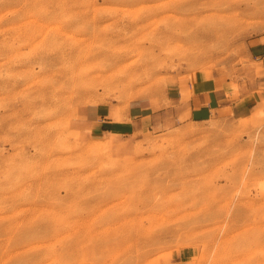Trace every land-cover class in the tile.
<instances>
[{
    "label": "rangeland",
    "instance_id": "obj_1",
    "mask_svg": "<svg viewBox=\"0 0 264 264\" xmlns=\"http://www.w3.org/2000/svg\"><path fill=\"white\" fill-rule=\"evenodd\" d=\"M263 32L264 0H0V264H264V110L160 114L128 157L73 128L177 78L261 89Z\"/></svg>",
    "mask_w": 264,
    "mask_h": 264
},
{
    "label": "crops",
    "instance_id": "obj_2",
    "mask_svg": "<svg viewBox=\"0 0 264 264\" xmlns=\"http://www.w3.org/2000/svg\"><path fill=\"white\" fill-rule=\"evenodd\" d=\"M248 47L250 57L262 63L264 70V32L250 38ZM171 81L158 108L144 101L124 110L110 104L89 106L73 120L74 131L88 140L107 141L117 156L128 157L139 152L147 133L158 129L160 114L172 113L176 121L202 124L224 119L246 121L264 110V78L261 89H243L239 94L230 82L204 74ZM182 263L184 258L176 264Z\"/></svg>",
    "mask_w": 264,
    "mask_h": 264
},
{
    "label": "bare ground",
    "instance_id": "obj_3",
    "mask_svg": "<svg viewBox=\"0 0 264 264\" xmlns=\"http://www.w3.org/2000/svg\"><path fill=\"white\" fill-rule=\"evenodd\" d=\"M158 106V105H157Z\"/></svg>",
    "mask_w": 264,
    "mask_h": 264
}]
</instances>
